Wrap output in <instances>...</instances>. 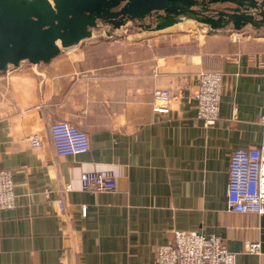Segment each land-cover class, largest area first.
<instances>
[{"label":"crops","instance_id":"0c3cea01","mask_svg":"<svg viewBox=\"0 0 264 264\" xmlns=\"http://www.w3.org/2000/svg\"><path fill=\"white\" fill-rule=\"evenodd\" d=\"M248 28L256 36L231 40V23L192 50H170L165 36L78 44L42 68L0 73V169L17 200L2 212L0 264H155L178 230L221 238L236 264H264V215L227 203L231 153L264 145V37L238 30ZM204 71L223 75L211 126L196 112ZM158 89L172 93L169 115L154 111ZM56 121L84 130L89 152L58 155ZM102 171L115 192L83 191L81 176Z\"/></svg>","mask_w":264,"mask_h":264},{"label":"water","instance_id":"95a60500","mask_svg":"<svg viewBox=\"0 0 264 264\" xmlns=\"http://www.w3.org/2000/svg\"><path fill=\"white\" fill-rule=\"evenodd\" d=\"M229 4L217 16L212 5ZM187 21L203 29L264 27V0H0V73L39 69L83 40L168 32Z\"/></svg>","mask_w":264,"mask_h":264},{"label":"built area","instance_id":"2783aa9c","mask_svg":"<svg viewBox=\"0 0 264 264\" xmlns=\"http://www.w3.org/2000/svg\"><path fill=\"white\" fill-rule=\"evenodd\" d=\"M223 91V75L219 71H204L198 79L195 94L196 112L206 125L216 123L220 114ZM170 90L154 92V111L169 115ZM264 123V116L262 117ZM51 136L58 155L77 156L89 152L91 143L88 134L67 121L51 125ZM34 148H39L38 135L31 138ZM81 187L92 194L113 193L117 184L114 173L87 172L81 176ZM17 203L11 170L0 169V222L2 212L12 210ZM227 203L232 212L264 215V145L259 148L236 149L230 155ZM87 206L81 208L86 216ZM245 250L258 253L260 244L248 242ZM155 264H236V254L230 252L221 238L203 232L175 231L171 243L161 245L156 251Z\"/></svg>","mask_w":264,"mask_h":264},{"label":"rangeland","instance_id":"374dc122","mask_svg":"<svg viewBox=\"0 0 264 264\" xmlns=\"http://www.w3.org/2000/svg\"><path fill=\"white\" fill-rule=\"evenodd\" d=\"M225 6V7H224ZM227 6H230L229 4H215L212 5V12L210 13H205L210 16H217V12L220 10H225ZM222 8V9H221ZM139 25H134L131 27L130 32L132 33L131 37L127 36H113L109 38H103V37H97L94 39H89V40H83L79 43V45L83 46L88 43H99V42H118V41H129V42H134V41H139L144 38H149L153 37L156 38L157 36H165L167 37L166 40L169 45L170 50H176L181 47V45L185 44V49L187 50H192L196 49V44H199L201 41H203L206 36L209 34H212L210 29H203V26L200 23H197L196 21H187L183 24L182 27L179 29L171 30L168 32H158V33H140L138 30ZM250 28V27H249ZM241 29V30H235L232 32H225L226 35H229L228 38L231 40H235L237 42H243V40L248 39L250 37L256 36V30L252 29ZM259 31V36L264 37V27L258 29ZM216 32V31H215ZM189 45L193 46L192 48L188 49ZM172 46V48L170 47Z\"/></svg>","mask_w":264,"mask_h":264}]
</instances>
